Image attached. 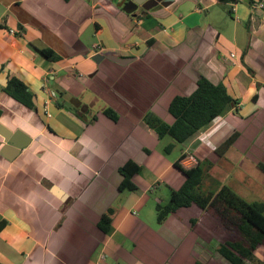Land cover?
<instances>
[{
	"label": "crops",
	"instance_id": "1",
	"mask_svg": "<svg viewBox=\"0 0 264 264\" xmlns=\"http://www.w3.org/2000/svg\"><path fill=\"white\" fill-rule=\"evenodd\" d=\"M258 1L240 0L233 10L232 0H158L128 13V0H0V124L30 137L18 150L0 134L2 262L231 264L218 252L231 236L210 212L192 204L159 222L156 204L184 182L174 165L182 154L188 167L201 160L211 177L226 175L219 180L227 178L225 156L249 157L255 168L264 162ZM10 76L34 93V107L4 90ZM201 76L223 82L239 109L229 108L170 159L153 149L161 139L143 116L152 111L173 122L170 101L192 93ZM109 107L118 120L105 114ZM234 130L240 134L219 155ZM128 159L142 165L136 190L119 189ZM162 183L170 193H158ZM110 207L104 232L99 221ZM256 256L250 264H264V245Z\"/></svg>",
	"mask_w": 264,
	"mask_h": 264
},
{
	"label": "trees",
	"instance_id": "2",
	"mask_svg": "<svg viewBox=\"0 0 264 264\" xmlns=\"http://www.w3.org/2000/svg\"><path fill=\"white\" fill-rule=\"evenodd\" d=\"M149 43L151 40H148ZM43 55L52 60L60 59L52 49H38ZM4 90L23 104L34 107V93L19 78L10 76ZM240 99L233 96L223 82L215 83L205 76H201L196 89L188 94L175 95L169 104V112L174 118L168 122L152 111L143 116V122L162 139L166 135L172 137L174 142L166 146L170 152L175 143H185L198 131L202 130L218 117L222 116L229 108L239 109ZM110 118L119 119L117 112L109 107L105 110ZM240 134L234 130L215 151L223 156L233 145ZM149 152V150H147ZM180 155L174 165L185 176L182 185L171 188V195L167 203L156 204L157 220L164 221L171 213L181 207L196 204L210 212L221 224V227L231 236L230 240L222 242L218 252L231 264H250L257 260L256 251L264 245V201H247L228 184H221L216 190H202L201 185L208 174L209 166L201 160L193 166L184 165ZM256 168L264 174V162H257ZM142 165L128 159L119 168L122 180L119 189L136 190L138 185L133 181V176L140 172ZM114 208L105 211L99 221V227L108 232L113 221ZM5 220H0V230L5 225ZM0 264L5 263L0 260Z\"/></svg>",
	"mask_w": 264,
	"mask_h": 264
},
{
	"label": "rangeland",
	"instance_id": "3",
	"mask_svg": "<svg viewBox=\"0 0 264 264\" xmlns=\"http://www.w3.org/2000/svg\"><path fill=\"white\" fill-rule=\"evenodd\" d=\"M172 142H174L172 137L166 135L156 144H153L152 147L153 149L162 152L168 158L176 159L180 151L182 149L187 148V143L176 142L175 147L170 152H167L165 148ZM246 156L248 155L246 154ZM247 158L248 161L244 160V157L240 161H237L235 159L232 160L228 156L223 157L220 164L224 165L223 167L226 168L225 170L227 171V178L224 180H219L220 178H224L226 175L220 177L219 175H216L215 172H212L214 176L211 177L210 175H207L205 177L204 182L201 185V189L202 190L210 189L216 191L221 184H228L233 190H235L239 195H241L247 201H255V200L264 201V174L254 166L249 165V157ZM215 175L218 176V179H216ZM161 185L162 186L158 190V193L167 192L169 190L166 184L162 183ZM149 194L152 193L149 192ZM168 201L169 198H167V200H165L164 203H167ZM214 220L218 222L217 219Z\"/></svg>",
	"mask_w": 264,
	"mask_h": 264
},
{
	"label": "water",
	"instance_id": "4",
	"mask_svg": "<svg viewBox=\"0 0 264 264\" xmlns=\"http://www.w3.org/2000/svg\"><path fill=\"white\" fill-rule=\"evenodd\" d=\"M146 1L147 0H128V2L123 7V9L128 13H134L135 10H137L138 7L142 6ZM100 57H104V56L100 55ZM109 57L114 60H124V58H120L117 55H109ZM0 134H2V136L4 137L7 145L18 150H21L22 148L27 146V144L30 141V137L27 135L25 136V134L21 130L12 131L1 124H0Z\"/></svg>",
	"mask_w": 264,
	"mask_h": 264
},
{
	"label": "built area",
	"instance_id": "5",
	"mask_svg": "<svg viewBox=\"0 0 264 264\" xmlns=\"http://www.w3.org/2000/svg\"><path fill=\"white\" fill-rule=\"evenodd\" d=\"M240 0H232V9L234 10L235 9V5L237 2H239ZM256 6H258L259 8H264V1L260 0L258 1L256 4ZM11 32L14 33V30H11ZM232 56H235V54H232ZM45 81H48V79H46ZM53 95H55V92H52Z\"/></svg>",
	"mask_w": 264,
	"mask_h": 264
},
{
	"label": "flooded vegetation",
	"instance_id": "6",
	"mask_svg": "<svg viewBox=\"0 0 264 264\" xmlns=\"http://www.w3.org/2000/svg\"><path fill=\"white\" fill-rule=\"evenodd\" d=\"M158 0H147L143 5L156 3Z\"/></svg>",
	"mask_w": 264,
	"mask_h": 264
}]
</instances>
